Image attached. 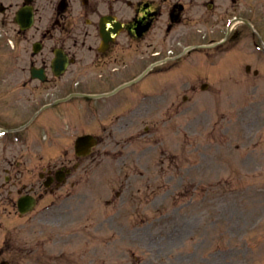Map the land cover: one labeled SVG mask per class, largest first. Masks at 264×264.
<instances>
[{
  "label": "rangeland",
  "instance_id": "rangeland-1",
  "mask_svg": "<svg viewBox=\"0 0 264 264\" xmlns=\"http://www.w3.org/2000/svg\"><path fill=\"white\" fill-rule=\"evenodd\" d=\"M117 1L98 0L100 13ZM174 1L155 0V4L163 13ZM69 7L66 13L77 15L82 5L69 0ZM201 7L187 6V19L171 33L163 13L149 36L129 53L135 61L132 65L142 68L139 74L153 63L161 64L127 98L129 107L134 101L144 103L136 122L129 123L132 130L140 131L144 122L151 128L133 140L144 145L143 158L133 160L140 164L134 167L129 161L122 171L81 167L39 200L29 217L11 214L2 221L8 217L6 209L2 211L0 228L3 224L7 231L0 229V245L14 240L16 264H79L84 258L95 264H264V81L256 89L250 82L257 90L253 102L240 99L249 94L239 81L235 58L245 51L254 55L250 43L223 57L234 66L228 73L216 66L220 64L216 50L213 55L181 57L185 45L217 38V31H207L203 39V23L191 20ZM51 10L40 7L34 30L23 35L12 14L7 19L0 16V99H12L19 109L57 90L30 82L23 69L40 26L46 25L40 16L50 15ZM133 11L125 9L123 19L129 20ZM220 11L212 15L216 18ZM170 45L173 59L168 57ZM157 48L161 56L147 59ZM202 84L208 85L204 92ZM148 92L162 97L145 96ZM58 138L52 136V142ZM69 138L65 136V152L72 155ZM36 139L31 138L29 147L18 142L16 151L32 152L29 165L38 170L37 159L46 155L45 145ZM52 155L59 157L58 152ZM158 166L164 177L158 175ZM138 209L144 214L134 220Z\"/></svg>",
  "mask_w": 264,
  "mask_h": 264
},
{
  "label": "flooded vegetation",
  "instance_id": "flooded-vegetation-1",
  "mask_svg": "<svg viewBox=\"0 0 264 264\" xmlns=\"http://www.w3.org/2000/svg\"><path fill=\"white\" fill-rule=\"evenodd\" d=\"M187 1H196V0H187ZM222 0H208L206 3L207 10L201 16L204 21L208 22L211 20V17L208 15L210 10H215V8H222L220 3ZM235 6V15H232L230 19H238L242 18L244 14L236 0V3L231 0ZM218 2V3H217ZM141 5L139 6L137 11H135V20L140 21L147 14H151L155 9L151 7V3L146 0H140L137 2ZM217 4V5H216ZM182 8L180 6H175L174 8H170L168 10V14L170 12V16L178 15V11L180 12ZM249 11L251 13V7L249 6ZM58 16V15H57ZM222 17V14H221ZM65 17H61L64 19ZM217 24L220 23L219 18L215 19ZM57 26L60 28V15L56 20ZM88 23V20H87ZM137 26L134 23H126L127 33L126 36L117 38L114 42L110 43L104 50H100L101 39L99 33L90 32V31H80V32H68L62 33L60 37V32L57 34V38H55V47L53 50L60 47L63 51L68 55L69 61L71 65V73L74 75V78L70 80L67 85H70L74 82L79 81L80 79L83 83L90 81L92 85L96 88H107L113 85H119L128 77V37L127 35H131L135 38L137 36L136 28ZM247 29L244 27H237L234 29L233 39L237 38L239 34L246 32ZM232 32V31H231ZM231 34V33H230ZM219 49L222 50V43L218 45ZM54 52V51H53ZM53 52L50 54L42 55L39 58L40 66L44 70H50L52 60L54 58ZM33 66V65H31ZM88 71H94V73L90 76H86L85 74ZM49 83L53 85H60V81L52 76ZM103 102H95L90 105V110L93 108L97 109L101 107ZM59 132L62 131L60 127ZM19 166L18 161L15 159V154L10 156H5V158L0 159V206H8L15 205L14 198L12 197L17 192L20 193L16 188V179H17V167ZM3 173V175H2ZM33 187H31V191ZM22 194V193H21ZM16 206V205H15ZM6 209V208H4ZM15 210V208H14ZM14 240H10V242H5V250L11 254L14 252Z\"/></svg>",
  "mask_w": 264,
  "mask_h": 264
}]
</instances>
